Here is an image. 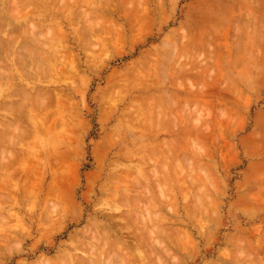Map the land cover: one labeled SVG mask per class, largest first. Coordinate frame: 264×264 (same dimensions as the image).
Instances as JSON below:
<instances>
[{"label":"rangeland","instance_id":"374dc122","mask_svg":"<svg viewBox=\"0 0 264 264\" xmlns=\"http://www.w3.org/2000/svg\"><path fill=\"white\" fill-rule=\"evenodd\" d=\"M13 1L0 264H264V0Z\"/></svg>","mask_w":264,"mask_h":264},{"label":"bare ground","instance_id":"6f19581e","mask_svg":"<svg viewBox=\"0 0 264 264\" xmlns=\"http://www.w3.org/2000/svg\"><path fill=\"white\" fill-rule=\"evenodd\" d=\"M14 1H15V0H14ZM14 1H13V2H14ZM24 1H25V0H24ZM38 1L40 2V1H42V0H38ZM45 1L47 2V0H45ZM11 2H12V1H11ZM36 2H37V1H34V2H33V0H32V4H33V3H36ZM52 2H54V1H51V3H52ZM68 2H70V1H68ZM72 2H73V1H71V4H72ZM22 3H23V2H21V4H22ZM37 3H38V2H37ZM41 3H42V2H41ZM49 3H50V0H49L48 4H49ZM11 4H12V3H11ZM11 4H10V5H11ZM14 4H15V2H14ZM46 4H47V3H46ZM46 4H45V5H46ZM52 4H53V3H52ZM19 5H20V4H19ZM13 6H15V5H13ZM33 6H35V5H33ZM36 6L39 7L38 4H36ZM36 6H35V7H36ZM63 6H64V5H63ZM15 7H16V6H15ZM30 7H31V6H30ZM58 7H59V6H58ZM78 7H79V5H78ZM11 8H13L12 5H11ZM23 8H25V7H23ZM40 8L43 10V8L41 7V5H40ZM55 8H56V7H55ZM14 9H15V8H13V9L11 10V12L13 11L12 13L15 14L14 12L17 11L16 14H15L16 16H18V15H20V14H21V16H22V14L27 15L26 12L29 13V11H30V10H29V11H25V12L23 11L24 13H22V12L19 11L20 9H18V10H14ZM38 9H39V8H37V10H38ZM45 9H46V8H45ZM47 9H48V8H47ZM49 9H50V8H49ZM73 9H74V8H73ZM78 9H79V8H78ZM27 10H28V9H27ZM31 10H32V9H31ZM33 10H34V9H33ZM37 10H36V11H37ZM76 10H77V9H76ZM39 11H40V10H39ZM79 11H80V10H79ZM19 12H20V13H19ZM32 12H33V11H31V13H32ZM45 12H46V11H44V13H45ZM50 12H51V11H50ZM58 12H59V11H58ZM75 12H76V11H75ZM80 12H81V11H80ZM12 13H11V15H12ZM81 13H82V12H81ZM81 13H80V14H81ZM80 14H79V15H80ZM4 15H5V14H4ZM15 15H13L14 17H12V18H16ZM77 15H78V14H77ZM82 15H83V14H82ZM21 16H19V17H21ZM19 17L16 18V19H18V20H14L16 24H19V23H20L19 20H20L21 18L19 19ZM82 17H83V16H82ZM87 17H89V14H88V16L86 15L85 18L88 19ZM3 18H4V17H3ZM3 18H2L1 20H3ZM43 18H44V17H43ZM49 18H50V17H49ZM5 19H6V18H5ZM86 19H85V20H86ZM1 20H0V22H2V23H4V24H1V23H0V24H1V25H0V28H2L1 26H3L2 29L4 30V33L2 32V30H0V32H2L3 35H5V36L8 37V38H11V37H13V35L16 34L15 32L17 31V30H16L17 28H20V29H21V27H24L23 24H21V26H15L14 24H12V21H11L10 24H9V23L7 24L6 22H3V21H5V20H3V21H1ZM29 20H31V18H29ZM72 20H73V19H72ZM83 20H84V17H83ZM91 20H94V19H91ZM50 21H52V20H50ZM23 22H27V19L24 18V19H23ZM34 22H35V21H34ZM40 22H41V21H40ZM86 22H87V20H86ZM88 22H89V21H88ZM88 22H87V23H88ZM96 22H97V21H95V23H96ZM5 23H6V24H5ZM29 23H31V22L29 21ZM29 23H26V24L28 25ZM32 23H33V20H32ZM35 23H36V22H35ZM90 23H91V22H90ZM90 23H89V24H90ZM33 24H34V23H33ZM33 24H32V25H33ZM36 24H37V23H36ZM39 24H40V23H39ZM42 24H45V23H42ZM22 25H23V26H22ZM29 25H30V26H29ZM29 25H28V26L31 27V24H29ZM34 25H35V24H34ZM92 25H93V24H92ZM95 25H96V24H95ZM97 25H98V24H97ZM100 25H101V24H100ZM28 26H27V27H28ZM52 27H53V26H52ZM90 27H91V24H90V26H89V29H90ZM15 28H16V29H15ZM24 28H25V27H24ZM32 28H33V27H32ZM37 28H38V27H37ZM37 28H36V29H37ZM20 29H18V30H19L18 33H20ZM34 29H35V28H34ZM34 29H33V30H34ZM36 29H35V30H36ZM42 29H43V28H42ZM58 29H59V28H58ZM15 30H16V31H15ZM23 30H24V29H23ZM23 30H21V31H23ZM35 30H34V31H35ZM43 30H44V29H43ZM46 30H47V29H46ZM49 30H50V29H49ZM83 30L86 32L87 28H86V30H85V29H83ZM90 30H92V29H90ZM14 31H15V32H14ZM29 31H30V30H29ZM34 31H30V32L32 33V32H34ZM56 31H57V30H56ZM42 32H43V31H42ZM46 32H47V31H46ZM57 32H58V31H57ZM85 32H84V33H85ZM95 32H96V31H95ZM24 33H25V30H24ZM31 33H30V34H31ZM51 33H53V32H51ZM81 33H83V32L81 31ZM86 33H87V32H86ZM86 33H85V35H88V34H89V33H88V34H86ZM26 34H27V33H26ZM30 34H29V35H30ZM41 34H42V33L40 32V34H36V35H40V36H41ZM47 34H48V33H47ZM58 34H59V33H58ZM99 34H100V33H99ZM99 34H98V35H99ZM18 35H19V34H18ZM21 35H22V34H21ZM29 35H28V36H29ZM31 35H32V34H31ZM31 35H30V36H31ZM33 35H34V34H33ZM96 35H97V34H96ZM15 36H17V35H15ZM15 36H14L13 38H11V40H10V39H7V42H5V43L8 44V47H9V45H10V46L13 48V42L15 41L14 39H16ZM19 36H20V35H19ZM25 36H26V35H25ZM25 36H24V37H25ZM34 36H35V35H34ZM22 37H23V36H22ZM38 37H39V36H38ZM42 37H43V36H42ZM0 38H2V37H1V34H0ZM26 38H27V37H25V39H26ZM29 38H30V39H31V38H34V39H32V41H33V40L36 41V38H35V37H32V36H31V37H29ZM39 38H40V37H39ZM43 38H44V37H43ZM20 39H21V38H20ZM1 40H2V39H1ZM26 40H27V39H26ZM28 40H29V39H28ZM43 40H44V39H43ZM91 40H92V39H91ZM5 41H6V40H5ZM103 41H105V40H103ZM16 42H17V40H16ZM37 42H38V41H37ZM37 42H35V43H37ZM1 43H2L3 45H7V44H5L3 41H1V42H0V46H1ZM23 43H24V42H23ZM82 43H83V42H82ZM11 44H12V45H11ZM21 44H22V42H21ZM26 44H27V41H26ZM93 44H96V43H93ZM23 45H25V44H23ZM60 45H61V44H60ZM19 46H21V45L19 44ZM28 46H29V45H28ZM28 46L25 45V48L29 49ZM30 46H31V45H30ZM80 46H81V45H80ZM89 46H91V45H89ZM97 46H98V45H97ZM6 47H7V46H3V47L1 46V48H6ZM21 47H22V46H21ZM41 47H42V46H41ZM55 47H56V46H55ZM61 47H62V46H61ZM81 47H82V46H81ZM18 48H20V47H18ZM56 48H57V47H56ZM62 48H63V47H62ZM65 48H66V47H65ZM20 49L22 50V48H20ZM20 49H19V50H20ZM45 49H47V48H45ZM84 49H88V48H84ZM8 50H9V49L6 48L5 51H8ZM16 50H18V49H16ZM19 50H18V51H19ZM21 50H20V51H21ZM1 51L3 52V50H1ZM5 51H4V52H5ZM23 51H24V49H23ZM23 51H21V54H22ZM30 51H31V48H30ZM32 51H34V50H32ZM36 51H38V50H36ZM36 51H34V52H36ZM39 51H40V50H39ZM9 52H10V54L12 53L11 51H8L5 55H8ZM25 53H26V52H25ZM37 54H40V53L38 52ZM65 54H66V53H65ZM65 54H64V55H65ZM69 54H71V53H69ZM208 54H210V53H208ZM31 55H32V54H31ZM33 55H35V53H33ZM60 55H61V54H60ZM0 56H1V55H0ZM17 56L19 57V55H17ZM20 56H21V58H23V55H20ZM25 56H26V55H25ZM42 56H43V55H42ZM42 56H40V58H41ZM44 56H45V55H44ZM44 56H43V58H44ZM47 56H48V58H49L50 55H47ZM56 56H57V54H56ZM69 56H70V55H69ZM27 57H28V56H27ZM27 57H26V58H27ZM38 57H39V56L37 55V58H38ZM66 57H67V56H65V58H66ZM1 58L4 59L3 57H1ZM59 58H60V57H58V60H59ZM69 58H71V57H69ZM2 59H1V61H2ZM17 59L19 60V58H17ZM45 59H46V58H45ZM60 59H62V57H61ZM73 59H74V57H73ZM39 60H41V59H39ZM42 60H43V59H42ZM49 60H50V58H49ZM1 61H0V62H1ZM9 61H10V60H9ZM36 61H37V59H36ZM46 61H47V59H46ZM53 61H54V60H53ZM3 62H4V60H3ZM3 62H2V65H1L0 67H3V65H5V64H3ZM12 62H13V61H12ZM14 62H15V61H14ZM22 62H23V60H22ZM50 62H52V61H50ZM59 62H60V61H59ZM59 62H58V63H59ZM61 62H62V61H61ZM73 62H74V61H73ZM5 63H6V62H5ZM15 63H16V62H15ZM15 63H14V64H15ZM17 63H18V62H17ZM24 63H27V62H24ZM58 63H56L55 65H58ZM67 63H68V62H67ZM0 64H1V63H0ZM52 64H53V63H52ZM52 64H51V65H52ZM63 64H64V63H63ZM15 65H17V64H15ZM31 65H32V64H31ZM67 65H68V64H67ZM71 65H72V63H71ZM6 66H7V64H6ZM28 66H29V65H28ZM59 66H61V65H59ZM72 66H73V65H72ZM23 67H24V66H23ZM26 67H27V66H26ZM8 68H9V67H8ZM27 68H28V67H27ZM56 68H58V67H56ZM60 68H61V67H60ZM0 69H3V68H0ZM4 69H5V68H4ZM4 69H3V71H7V72H8L7 69H5V70H4ZM23 69H24V68H22V70H23ZM33 69H34V68H33ZM35 69H36V68H35ZM35 69H34L33 72L39 70V69H36V70H35ZM72 69H73V68H72ZM18 70H21V69L18 67ZM57 70H58V69H57ZM62 70H64L63 67H62ZM67 70H68V68H67ZM74 70H75V69H74ZM0 71H2V70H0ZM25 71H26V70H25ZM55 71H56V70H55ZM58 71H61V70H58ZM9 72L12 73L10 70H9ZM19 72H21V71H19ZM37 72H38V71H37ZM37 72H36V74H37ZM73 72H74V71H73ZM0 73H1V72H0ZM4 73H5V72H4ZM23 73H24V72H23ZM26 73H29V72L26 71V72L23 74V78H25V79H27L26 77L28 76ZM6 74H7V73H5V75H6ZM58 74H60V73H58ZM12 75H13V74H11V75L9 74L10 77H7L6 79L9 80V81H13V82H14V79H15V80H17V79L14 78V75H13V78H14V79L11 78ZM24 75H25V76H24ZM1 76H2V75H1ZM59 76H60V75H59ZM31 77H32V74H30V76L28 77V80H30ZM49 77H50V76H49ZM62 77H63V76H62ZM2 78H3V77H2ZM20 78H21V76H20ZM33 78H35V77L33 76ZM51 78H52V77H51ZM28 80H27V81H28ZM31 80H32V79H31ZM2 81H4V80H2ZM32 81H33V80H32ZM36 81H37V80H36ZM4 82H5V81H4ZM6 82H7V81H6ZM13 82H11L10 84H13ZM18 82H19V81H18ZM37 82H38V81H37ZM55 83H57V82H55ZM19 84H20V82H19ZM19 84H17L18 90H19L20 88L25 89V87H24L23 85L26 86L27 83H23V85L20 84L21 86H20ZM44 84H45V83H44ZM2 86H5V84H3ZM14 87H16V85H15ZM17 87H16V88H17ZM19 87H20V88H19ZM22 89H21V90H22ZM30 89H31V88H30ZM30 89H28V90L30 91ZM36 89H37V88H36ZM15 90H16V89H15ZM15 90L11 91V92L8 93L6 96H7V99H8V98H9V99H11V98L16 99V100H17V104H13V105H16V106H18V107H19V103H20V105H22L23 102L27 101V99H28L29 97H30V98H34L35 100L39 99V100H37V102L34 101L36 105H37L38 103L40 104V103L42 102V100L44 99V98H43V99L41 100V97L37 96V95H40L39 93H40V90H41V89H40L38 92H37V90L34 91V93H35L36 95L33 93V94H34V95L32 94L33 97L30 95V94H31L30 92H32V91H30V92H27V91H26V92H27L26 94H25V92L23 91V93L18 94V93L20 92V90H19V91L17 90V94H16V93H15V92H16ZM54 91H55V90H54ZM0 93H1V92H0ZM29 93H30V94H29ZM37 93H38V94H37ZM47 93H48V92H47ZM48 94H49V93H48ZM55 94H56V92H55ZM57 94H58V93H57ZM29 95H30V96H29ZM53 95H54V94H53ZM45 96H47V95H45ZM45 96H44V97H45ZM51 96H52V95H51ZM58 96H59V95H58ZM54 97H55V95H54ZM47 98H48V96H47ZM47 98H46V99H47ZM49 98H50V97H49ZM62 98H63V97H62ZM7 99H6V100H7ZM44 100H45V99H44ZM38 101H39V102H38ZM45 101H46V100H45ZM53 101H54V100H53ZM67 101H68V100H67ZM30 102L34 103V102H33V99H32V101H31V99H30ZM21 103H22V104H21ZM5 104H7V103H5ZM5 104H3V105H2V108H0L1 111H4V112L7 113V114H12L13 112H15V111L17 110L16 108H14V109L11 108V107H13L12 105H11V106H8L9 104H7V105H5ZM39 104H38V107H37L38 110H39V108H40L39 106L42 105V104H41V105H39ZM54 104H55V103H54ZM54 104H53V106L55 107ZM25 105H27L26 102H25ZM22 106H23V109H24V105H22ZM22 106H21V107H22ZM27 106H28V105H27ZM34 106H35V105H34ZM42 106H44V105H42ZM209 106H210V105H209ZM211 106H212V105H211ZM0 107H1V105H0ZM28 107H29V106H28ZM28 107H27V108H28ZM46 107H48V106H46ZM27 108H25V109H27ZM32 108H33V107H32ZM49 108H51V107H49ZM25 109L23 110V112L25 111ZM51 109H52V108H51ZM53 109H54V108H53ZM53 109H52V110H53ZM61 109H62V108H61ZM61 109H60V110H61ZM20 110H21V108H20ZM20 110H19V112H20L21 115H22L23 112H21ZM34 110H35V108H34ZM34 110H33V111H34ZM38 110H37V112H38ZM40 110H42V109L40 108ZM17 111H18V110H17ZM18 115H19V114L17 113L16 116H18ZM11 116H13V115H11ZM14 116H15V115H14ZM14 116H13V117H14ZM24 116L28 118V116H26V115L23 114V117H24ZM53 116H54V113H53ZM53 116H51V117H53ZM1 117H2V116H1ZM21 117H22V116H19L20 119H21ZM55 117H56V116H55ZM55 117H54V118H55ZM15 118H18V117H14V119H15ZM47 118L50 119L49 116H48ZM51 119H52V118H51ZM6 120H7V119H6ZM17 120H18V119H17ZM17 120H16V122H17ZM21 120H22V119H21ZM27 120H28V119H27ZM29 120H30V119H29ZM18 121H19V123H20L21 125L23 124V123H21L22 121H21V122H20V120H18ZM25 121H26V120H25ZM37 121H38V120H37ZM57 121H59V120H57ZM38 122H39V121H38ZM59 122H60V121H59ZM59 122H58V124H59ZM61 122H62V120H61ZM14 123H15V122H14ZM17 123H18V122H17ZM17 123H16V125H17ZM19 123H18V124H19ZM46 123H47V122H46ZM54 124H55V123H54ZM56 124H57V123H56ZM58 124H57V126H58ZM7 125H8V127H10L9 124H7ZM48 125H49V124H48ZM60 125H61V124H60ZM0 126L3 127V128H5V129H7L6 125H2V123H0ZM4 126H5V127H4ZM19 126H20V125H19ZM19 126H18V127H19ZM25 126H26V125H25ZM12 128H13V125H12ZM29 128H30V127H29ZM19 129H20V128H19ZM31 129H32V128H31ZM7 130H8V129H7ZM8 131H9V130H8ZM12 131H13V130H12ZM12 131H11V129H10V132H11V133H12ZM15 131H16V129H15ZM22 131H23V130H22ZM25 131H26V130H25ZM25 131H24V132H25ZM0 132H1V131H0ZM10 132H9V133H10ZM13 132H14V131H13ZM16 132H17V131H16ZM19 132H20V130H19ZM21 133H22V132H21ZM13 134H14V133H13ZM9 135H10V134H9ZM19 135H20V133H19ZM23 135H24V134H23ZM0 136H1V135H0ZM4 136H6V135L4 134ZM7 136H8V135H7ZM21 136H22V135H21ZM29 136H30V134H29ZM1 137H3V136H1ZM18 137H19V136H18ZM49 137H50V136H49ZM19 138H20V137H19ZM21 138H22V137H21ZM28 139H29V138H28ZM14 140H15V139H14ZM22 140H23V139H22ZM0 141H1V140H0ZM5 142H6V141H5ZM0 143H3V141L0 142ZM9 143H10V142H9ZM21 143H22V142H21ZM9 147H11V146H9ZM20 152H21V151H20ZM20 152H19V154H20ZM10 154H11V153H10ZM19 154H18V155H19ZM12 155H13V154H12ZM12 155H11V157H13ZM1 156H2V155H1ZM8 158H9V157H8ZM12 160H13V158H12ZM13 161H14V160H13ZM3 162H4V161H3ZM5 162H6V161H5ZM10 163H11V162H10ZM32 167H33V166H32ZM8 169H9V168H8ZM29 173H30V172H29ZM25 175H26V174H25ZM30 175H31V174H30ZM22 181H23V180H22ZM31 182H32V181H31ZM33 186H34V185H33ZM5 187H6V186H5ZM119 196H120V195H119ZM120 198H121V197H120ZM32 199H33V198H32ZM122 199H123V198H122ZM8 201H9V200H8ZM55 203H56V202H55ZM13 205H14V204H13ZM110 222H112V221H110ZM102 227H104V226H102ZM100 228H101V227H100ZM106 228H107V227H106ZM99 230H100V229H99ZM107 230H108V229H107ZM103 231H104V230H103ZM105 231H106V230H105ZM105 231H104V232H105ZM108 231H109V230H108ZM101 233H102V232H101ZM90 234H91V233H90ZM98 234H99V232H98ZM107 234H108V233H107ZM99 235L101 236L102 234H99ZM110 236H111V235H110ZM90 237H91V236H90ZM92 237H93V235H92ZM108 238H109V237H108ZM131 238H132V237H131ZM101 240H102V239H101ZM91 241H92V240H91ZM93 241H94V240H93ZM110 241H111V239H110ZM130 241H131V240H130ZM80 242H81V241H80ZM94 242H95V241H94ZM101 242H102V241H101ZM112 242H113V241H112ZM83 243H84V242H83ZM95 243H96V242H95ZM78 244H79V243H78ZM96 244H97V243H96ZM105 244H106V243H104L103 245L105 246ZM109 244H110V243H109ZM129 244H130V243H129ZM80 245H84V244H80ZM85 245H86V244H85ZM94 245H95V244H94ZM110 245H111V244H110ZM127 245H128V243H127ZM104 246H103V247H104ZM103 247H101V248H102L101 251H103V249H104ZM111 247H112V245H111ZM82 248H83V247H82ZM87 248H89L88 245H87ZM112 248H114V246H113ZM112 248H110V249H112ZM116 248H117V247H116ZM118 248H119V247H118ZM122 248H123V247H122ZM88 250H89V249H88ZM115 250H116V249H115ZM90 251H92V250H90ZM95 251H96V253H99L97 250H95ZM99 251H100V250H99ZM93 252H94V251H93ZM104 252H105V251H104ZM105 253H106V252H105ZM101 254H102V253H101ZM107 254H108V253H107ZM109 254H110V253H109ZM99 256H100V255H99ZM107 256H108V255L105 254V257H107ZM109 257H110V256H109ZM72 258H73V257H72ZM79 258H80V257H79ZM97 258H98V257H97ZM73 259H74V258H73ZM108 259H109V258H108ZM71 260H72V259H71ZM78 261H79V260H78ZM103 261H105V260H103ZM106 261H107V258H106ZM106 261H105V262H106ZM67 262H68V261H67ZM84 262H85V261H84ZM84 262H83V263H84ZM108 262H109V261H108ZM95 263H96V262H95ZM97 263H98V262H97ZM97 263H96V264H97ZM79 264H81V263H79ZM93 264H94V263H93ZM103 264H105V263H103Z\"/></svg>","mask_w":264,"mask_h":264}]
</instances>
